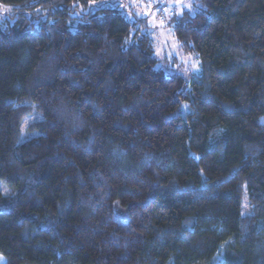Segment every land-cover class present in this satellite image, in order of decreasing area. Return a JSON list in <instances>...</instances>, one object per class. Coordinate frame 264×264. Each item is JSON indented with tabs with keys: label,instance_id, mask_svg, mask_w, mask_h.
<instances>
[{
	"label": "trees",
	"instance_id": "obj_1",
	"mask_svg": "<svg viewBox=\"0 0 264 264\" xmlns=\"http://www.w3.org/2000/svg\"><path fill=\"white\" fill-rule=\"evenodd\" d=\"M94 1L0 0L4 264H264V0L171 16L193 73Z\"/></svg>",
	"mask_w": 264,
	"mask_h": 264
},
{
	"label": "rangeland",
	"instance_id": "obj_2",
	"mask_svg": "<svg viewBox=\"0 0 264 264\" xmlns=\"http://www.w3.org/2000/svg\"><path fill=\"white\" fill-rule=\"evenodd\" d=\"M197 0H97L91 2L85 9L75 8V15H82L84 11L94 10L97 6L115 5L120 7L126 16L136 21L138 18L144 19V23L137 21L135 25L146 31L152 38L157 67L168 71H183L193 73L200 70V60L194 54L185 53L177 41L170 22L171 16L184 11L194 12ZM8 7L0 6V19L5 17ZM80 17V16H76ZM78 20V19H76ZM139 22V23H138ZM143 25V26H141ZM41 116L33 113L25 118L21 124L20 142L30 137L38 135V132L28 129L29 125L38 121ZM0 191L9 194L14 190L0 180ZM242 214L247 217L251 214V207L247 193L242 197ZM5 259L0 255V264H4Z\"/></svg>",
	"mask_w": 264,
	"mask_h": 264
}]
</instances>
